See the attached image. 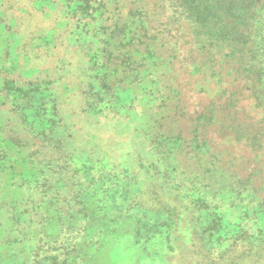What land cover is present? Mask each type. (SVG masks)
Listing matches in <instances>:
<instances>
[{"label": "rangeland", "instance_id": "374dc122", "mask_svg": "<svg viewBox=\"0 0 264 264\" xmlns=\"http://www.w3.org/2000/svg\"><path fill=\"white\" fill-rule=\"evenodd\" d=\"M196 42L171 0H0V264H264V107Z\"/></svg>", "mask_w": 264, "mask_h": 264}, {"label": "trees", "instance_id": "16d2710c", "mask_svg": "<svg viewBox=\"0 0 264 264\" xmlns=\"http://www.w3.org/2000/svg\"><path fill=\"white\" fill-rule=\"evenodd\" d=\"M171 1L186 15L196 44L208 53L223 50L234 81L249 92L246 99L264 107V0Z\"/></svg>", "mask_w": 264, "mask_h": 264}]
</instances>
